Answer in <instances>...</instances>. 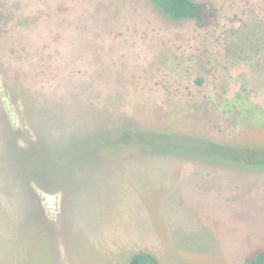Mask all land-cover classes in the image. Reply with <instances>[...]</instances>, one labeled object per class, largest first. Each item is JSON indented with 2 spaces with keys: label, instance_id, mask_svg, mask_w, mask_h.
I'll list each match as a JSON object with an SVG mask.
<instances>
[{
  "label": "rangeland",
  "instance_id": "1",
  "mask_svg": "<svg viewBox=\"0 0 264 264\" xmlns=\"http://www.w3.org/2000/svg\"><path fill=\"white\" fill-rule=\"evenodd\" d=\"M197 1L208 27L150 0H0V264H244L264 247V0ZM90 127L107 165H59L35 211L34 155ZM150 129L179 137L152 149Z\"/></svg>",
  "mask_w": 264,
  "mask_h": 264
},
{
  "label": "trees",
  "instance_id": "2",
  "mask_svg": "<svg viewBox=\"0 0 264 264\" xmlns=\"http://www.w3.org/2000/svg\"><path fill=\"white\" fill-rule=\"evenodd\" d=\"M151 4L157 10V12L165 19L169 21H185L193 20L198 26L203 28L210 26L216 17L215 8L208 2H201L197 0H150ZM90 125V124H89ZM81 133H77L75 129H69L64 134V139H55L50 137L46 143L50 148L47 153L35 154L33 158V170L35 175L41 177H35L33 180L34 193L31 198V204L35 211H44L41 206V201L37 194V185L43 186L41 183H47L52 185L55 184V179H57L56 174L58 172V166L63 165H75L74 161L82 160L91 162L92 166H89V169L92 170L93 166L96 165H107V160L110 156L105 155L101 149L97 152L93 151V148H96L105 144L101 138L104 133L95 132L94 128L87 129H78ZM142 138L141 133L136 132ZM151 135H144V140L141 139L140 142L148 144L152 149H162L164 151H169L173 148V136L179 137L176 132L164 130V129H150ZM134 132V131H131ZM143 133V131H142ZM81 134V135H80ZM144 134V133H143ZM136 140V137L134 138ZM41 142V141H40ZM224 143V142H223ZM223 143L221 145H223ZM92 147V149H91ZM74 149L80 151V153L75 152ZM79 149V150H78ZM75 152V153H74ZM191 152V150L189 151ZM193 152V151H192ZM102 153V154H101ZM223 154L220 153L218 157ZM197 158H207L206 152L200 153L196 156ZM195 157V158H196ZM229 157L228 155L225 158ZM65 160L63 162H58ZM55 161V162H54ZM44 163H51L55 165V169L50 173L45 170L46 166ZM71 163V164H70ZM48 170V169H47ZM65 170H67L65 168ZM41 172H47L49 174H40ZM69 171V170H68ZM49 177V179H46ZM55 178V179H54ZM58 180L60 178L58 177ZM132 256L128 260L127 264H161L160 259L156 256L155 253L147 250H139L131 253ZM244 264H264V247L259 246L252 248L247 252V255L244 259Z\"/></svg>",
  "mask_w": 264,
  "mask_h": 264
}]
</instances>
